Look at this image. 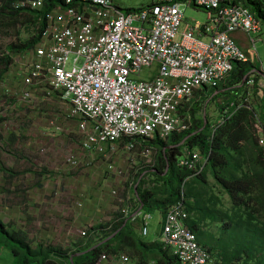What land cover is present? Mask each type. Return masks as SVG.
I'll return each instance as SVG.
<instances>
[{
	"label": "built area",
	"instance_id": "2783aa9c",
	"mask_svg": "<svg viewBox=\"0 0 264 264\" xmlns=\"http://www.w3.org/2000/svg\"><path fill=\"white\" fill-rule=\"evenodd\" d=\"M246 1L154 0L149 6L124 10L114 0H62L45 15V27L32 48L16 54L7 52L17 63L19 86L15 94L24 105L35 103L34 90L61 94L67 103L66 114L61 123L52 124L64 131L65 121L76 120L75 130L86 151L83 156L70 150L60 153L67 168H86L96 156L115 153L119 146L139 150L152 166L157 153L152 141L188 130L190 117L182 111L186 105L198 100L200 91L217 88L234 62L247 61L230 34L236 30L258 33L264 23ZM258 1L264 16V0ZM181 4L203 7L207 21L187 25L177 38L183 17ZM17 5L41 9L44 2L20 0ZM251 41L256 42L254 38ZM70 55L74 58L68 68ZM78 58L82 59L80 65L76 64ZM142 69L155 72L144 80L139 77ZM254 82L252 76L247 77L246 94H240L238 102L231 100L224 105L212 133L239 109L248 108L254 112L255 133L264 146V124L254 108L264 103V98L253 103ZM7 84L1 85L4 89L0 93L5 89L3 93L10 92ZM206 160L200 149L184 148L178 165L193 176L203 171ZM109 168L108 174L123 173ZM111 193L114 197L117 194L115 190ZM131 197L129 191L119 196L120 202L127 204L125 216L131 215L133 221L140 218V232L147 236L154 212H142L140 205L131 214ZM156 212L161 230L153 240L168 249L178 264H213L212 252L198 241L188 224L190 212L183 196L164 212ZM92 225L79 228L78 236L87 235ZM156 263L152 259L144 264ZM96 264L138 263L123 252H101Z\"/></svg>",
	"mask_w": 264,
	"mask_h": 264
},
{
	"label": "trees",
	"instance_id": "16d2710c",
	"mask_svg": "<svg viewBox=\"0 0 264 264\" xmlns=\"http://www.w3.org/2000/svg\"><path fill=\"white\" fill-rule=\"evenodd\" d=\"M18 1L0 0V34L16 36V40L0 52V86L13 64V58L7 52L16 54L32 48L45 27V15L52 7L62 4V0H43L41 9H33L18 6ZM261 3L247 0L245 5L264 23ZM23 31L29 36L21 37ZM248 76L255 80L254 93L257 94L260 74L252 70L248 60L236 61L217 88L200 91V98L192 100L182 110L190 117L188 130L174 132L166 140L156 138L152 141L157 148L154 163L137 173L131 204H128L131 214L140 205L142 212H164L183 196L190 212L188 224L201 244V236L217 228L213 244H203L212 252L213 264H264V146L259 144L255 133L254 112L241 108L212 133L205 110L212 100L219 112L229 101L238 102L239 95L246 94ZM3 92L0 93L2 98L7 96ZM256 107L264 124V103H258ZM18 136L15 131L9 132L8 137L0 132V141L14 144ZM184 148H198L207 156L199 174L189 176L191 172L178 165V155L183 154ZM0 172H3L5 182L17 179L20 173L5 167L1 161ZM34 172L38 176L36 184L42 185V176L49 174V170L41 166ZM7 190L0 184V193ZM126 205L121 202L108 222H96L87 235L79 236L68 246L40 241L32 247L33 242L24 231L9 230V225L1 219L0 242L14 244L12 252L17 264H96L101 252H123L136 259L138 264L152 259L157 261L156 264H178L175 256L159 242L145 241L138 235L141 219L133 221L131 215L125 216ZM91 235L95 240L88 242ZM108 237L111 238L90 249Z\"/></svg>",
	"mask_w": 264,
	"mask_h": 264
},
{
	"label": "rangeland",
	"instance_id": "374dc122",
	"mask_svg": "<svg viewBox=\"0 0 264 264\" xmlns=\"http://www.w3.org/2000/svg\"><path fill=\"white\" fill-rule=\"evenodd\" d=\"M115 3L123 8L124 10H127L128 8L133 9H140L142 7L149 6L154 0H114ZM180 9L183 13V17L181 20V24L179 26V32L177 34V38L180 36V32L184 30V28L189 25L193 26L196 22H200L201 24H204L207 21V13L205 9L201 6L196 5H180ZM233 39L235 40L238 47L242 50L244 55L246 56L247 60L250 62L252 70L256 71L258 74H260V77L262 80H264V26L262 30L258 33H252L247 34L246 32L242 30H236L233 33L230 34ZM29 36L27 32L21 33V37ZM251 38H254L256 40L255 44L251 41ZM16 36L13 37H4L0 34V52L4 50L6 45L11 42L15 41ZM73 58L74 55H70L68 60L67 67H71L73 64ZM17 63H13L10 67V70L8 71L9 74L5 77L6 81H3L1 84L8 83L6 86L8 89H10V92H8L6 97H0V132L6 137H8L9 132L11 131H18L20 135L18 136V140L15 141L14 144H8L4 140L0 141V161L3 165H5L7 168H12L14 171L20 172L17 180L20 181V186L26 187L34 180H36L35 177H31L32 175H29V169L30 170H39L41 166L39 162H46L45 156H54L56 154L65 153L69 150H65L63 152L64 148L62 149V140L60 141H51L50 143H53L54 146L58 145V147H51L50 149L46 147L48 143H39L33 145L35 143L34 140H30V138H33L35 136L34 133L39 132L38 128H40V123L47 122V118L38 115L40 114L39 107L42 105L41 103H38L35 99L34 104L30 105H24L18 98V93L15 94V89L19 86L18 82V76L16 73V65ZM76 64L80 65L82 64V59L78 58L76 61ZM16 65V66H15ZM155 72V69H142L139 72V77L141 79H148L150 77V74H153ZM13 81V82H12ZM0 86V89L3 87ZM4 89V88H3ZM2 89V90H3ZM1 91V90H0ZM6 89L4 90V92ZM6 99V101H5ZM253 103H258V100L256 99L255 95L252 98ZM257 114L259 115V108L254 106ZM206 113H207V119L208 124L210 127H213L220 119V112L218 110V107L215 104V101H210L206 105ZM7 111V112H6ZM5 113V115H4ZM201 113L204 114V110L201 111ZM38 115V116H37ZM45 120H42V119ZM50 121H55V119H51ZM49 122V121H48ZM58 123H61L60 120H57ZM72 124V123H71ZM76 126H72V130L77 129V123L75 122ZM36 131V132H35ZM42 134V133H41ZM71 138H75L74 132L70 133ZM44 135H39L40 138H42ZM264 136V133H263ZM37 138V136L35 137ZM62 139V136L61 138ZM58 142V143H57ZM61 145V146H60ZM65 147V146H63ZM69 147V146H68ZM44 148V150H42ZM73 152V150H71ZM74 153V152H73ZM51 156V157H52ZM99 157V158H98ZM94 160H91V164H89L88 167L83 168L82 166L78 167V170L76 171V174L79 172H83V179L86 182V184H83L84 187L87 189L86 192V202L90 204H100L99 198H97L100 193L101 199L107 196H112L111 191L115 190L117 194H114V204H121L119 200V196L122 197L123 194H127L129 191V194L132 195V186L135 182V178L137 176V173L140 172L143 169L150 168L148 162L139 155V150H133V151H127L125 149H122L120 146L118 147L117 151L115 153L109 154L108 156H98ZM181 155H178V158H180ZM135 158V159H134ZM36 164L38 167H36ZM44 164V163H43ZM110 166L115 167L117 170H122L123 173L121 176H117L114 174H108L107 172L110 171ZM22 172V173H21ZM28 174V175H27ZM32 178V179H31ZM27 180V183L25 181ZM29 180V181H28ZM7 181H9L7 179ZM186 181V179H185ZM82 185V184H81ZM108 186L110 187L108 189ZM80 188V185H79ZM107 189L105 191L104 189ZM81 189V188H80ZM9 192V197L11 198L10 201H15V198L17 197V194L19 192L13 191ZM21 190V189H20ZM81 192H77V195ZM86 194V193H85ZM7 196V194H6ZM7 196L6 200L9 199ZM80 198V196H78ZM104 200V199H103ZM73 199L70 201L72 202ZM98 202V203H97ZM6 207H3L2 204H0V217L9 220V223L13 225H17L18 218V210L13 207L15 204H4ZM10 208V209H9ZM119 208V207H118ZM112 210L108 213V210H103L102 214L100 216L94 215L91 216L89 222L93 225L96 222H108L115 211L118 210ZM101 211V210H100ZM111 214V215H110ZM58 215V214H57ZM57 215H51L49 217L48 224H51L53 227H55V223H57L56 220L60 221L64 225V235L62 236V233L60 235H55L51 243L52 244H59L62 246H68L73 241L78 240L80 238L78 236V229L81 228V225L79 224L76 226L74 222H72V218L69 217V214H65L62 218L56 219ZM31 216V215H30ZM55 216V217H54ZM72 220V221H71ZM160 214H158L156 211L153 214V219L149 221L148 223V229L149 234L147 236H143L140 232V229L137 230V233L139 236L143 237L145 241H151L154 238H156V235L160 233L161 230V224L160 221ZM28 221H32V217H28ZM45 225L47 224V219H44ZM84 225V224H83ZM88 225V224H87ZM86 225V226H87ZM42 227V226H41ZM38 231L36 226L29 225L26 230L29 233H35ZM216 228V227H215ZM213 228L212 231H206L203 236H201V241L205 245H212L215 239V234H217V228ZM59 230V229H58ZM42 231H38V233H41ZM39 238V237H37ZM98 237H96L97 239ZM95 238L92 237V235L89 237L88 242L94 241ZM39 241V240H38ZM36 241V242H38ZM12 245L3 244L0 242V250H2L4 253L1 254L0 251V264H17V258L15 255H13L12 252ZM33 264V263H31Z\"/></svg>",
	"mask_w": 264,
	"mask_h": 264
},
{
	"label": "crops",
	"instance_id": "0c3cea01",
	"mask_svg": "<svg viewBox=\"0 0 264 264\" xmlns=\"http://www.w3.org/2000/svg\"><path fill=\"white\" fill-rule=\"evenodd\" d=\"M233 33V32H232ZM13 82V81H12ZM259 86V92L257 94L254 93L257 100H262L261 98L264 96V80L261 78L258 81ZM35 98L38 103H41L42 105L39 107L40 114L44 117H46L48 120L47 122L40 123V128H38L39 132L34 133L35 136L33 138H30V140H36L35 144L39 143H48L46 144L49 149L53 147V143H50L54 140H62V149L65 150H73L74 153L80 154L81 156L86 153V151L83 150L81 147L80 137L78 135L77 130H72V126H76L75 122L76 120H71V122L65 121V132L57 130L53 124L51 119H55L62 121V116L66 114L67 109V103L65 100L61 98V94L54 93L52 95H47L46 93H43L38 90H34ZM37 115V116H38ZM66 119V118H65ZM42 120H45L44 118ZM49 121V122H48ZM55 122V121H54ZM72 123V124H71ZM70 126V129L68 128ZM69 129V130H68ZM69 131V132H68ZM36 132V131H35ZM74 132L75 138H71L70 133ZM44 135L42 138L39 137V135ZM37 136V138H35ZM62 136V139H60ZM58 143V142H57ZM53 145V146H52ZM69 146V147H68ZM58 147V145L54 146ZM44 150V148L42 149ZM112 154L111 152L108 153ZM107 155V156H108ZM140 155V154H139ZM52 156V155H51ZM45 156L46 162H39L40 165H45L47 169L49 170V174L42 176L41 184L37 185L36 182L38 181V176L35 175L36 169H29V175H32L31 177L36 176V180L32 181L27 188L21 187L20 181L17 179H13L12 181L6 182L3 179V172H0V184L1 186L8 189L5 192L0 193V204L3 205V207H6L4 204H15L13 205L14 208L18 210L17 218L18 224L15 226L11 223H9V220L5 218H1L2 222L9 225V230L12 228L21 229L24 231L28 238L33 242L32 247L37 244L36 241H45L51 243L52 238L55 235H60L62 233V236L64 235V225L62 222L57 221L55 223V227H53L51 224H48L49 217L51 215H57L56 219L62 218L65 214H69V217L72 218V222L76 226L79 224L81 225V228L86 226L87 224H92L94 222H89L91 216L97 215L100 216L102 214L103 210H108V213L112 210H116L118 207L121 206V204H114V197L109 196L107 194L106 197L101 199V195H97L99 198L100 204H90L87 203L85 200L86 195L88 192L87 189L84 187L83 184H86V182L83 179V172H79L76 174L74 169L71 170L65 166V164L62 163L60 160V155L56 154L54 156ZM141 156V155H140ZM97 157V156H96ZM99 158V157H98ZM97 159V158H96ZM135 159V158H134ZM44 163V164H43ZM36 164V167H38ZM5 166V165H4ZM6 167V166H5ZM28 175V174H27ZM31 178V179H32ZM29 181V180H28ZM27 183V180L25 181ZM82 184V185H81ZM80 185V188H79ZM111 187V186H110ZM108 186V189L110 188ZM15 192H19L17 194V197L15 198V201H10L9 192H12V190ZM21 189V190H20ZM107 191V189H104ZM77 192H81L77 195ZM86 193V194H85ZM9 197L8 200H6L7 196ZM80 196V198L78 197ZM73 199L72 202H70ZM80 202V204H79ZM98 203V202H97ZM126 207V206H125ZM10 209V208H9ZM101 210V211H100ZM31 215V216H30ZM111 215V214H110ZM28 217H32V221H28ZM55 217V216H54ZM44 219H47V224L45 225ZM29 225L36 226L38 231H42L41 233H38V231L35 233H29L26 228H28ZM42 226V227H41ZM59 229V230H58ZM39 237V238H37ZM1 254L4 252L2 250ZM14 255V254H13ZM2 255H0L1 258ZM1 261V260H0Z\"/></svg>",
	"mask_w": 264,
	"mask_h": 264
},
{
	"label": "water",
	"instance_id": "95a60500",
	"mask_svg": "<svg viewBox=\"0 0 264 264\" xmlns=\"http://www.w3.org/2000/svg\"><path fill=\"white\" fill-rule=\"evenodd\" d=\"M136 191V190H135ZM142 209V205H141V207H140V210ZM112 237V236H111ZM111 237H108V238H106V239H104L102 242H100V243H98V244H95L93 247H91L90 249H93V248H95V247H97L99 244H101V243H103V242H105V241H107L109 238H111Z\"/></svg>",
	"mask_w": 264,
	"mask_h": 264
}]
</instances>
